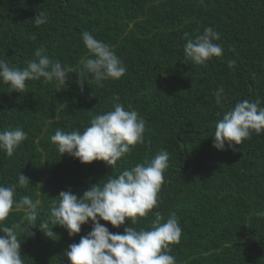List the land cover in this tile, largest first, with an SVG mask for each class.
<instances>
[{
	"label": "trees",
	"instance_id": "16d2710c",
	"mask_svg": "<svg viewBox=\"0 0 264 264\" xmlns=\"http://www.w3.org/2000/svg\"><path fill=\"white\" fill-rule=\"evenodd\" d=\"M40 11L47 22L37 27ZM205 27L221 34L223 54L196 65L184 55V33L195 37ZM84 31L124 62L123 77L97 85L89 75L81 89L80 61L89 55ZM36 48L71 73L66 85L41 78L26 81L22 92L0 82V130L27 134L12 156L0 150V185L16 184L17 200L42 201L34 224L15 210L2 222L20 225L24 264H69L64 251L92 230L89 222L70 237L56 227L55 240L39 230L61 191L82 198L92 185L162 150L169 167L157 206L136 225L105 224L109 231L150 229L156 212L165 218L174 212L182 229L170 246L176 264H264V132L224 151L213 147L216 123L237 102L259 100L264 107V0H0V59L24 68ZM113 97L145 121L143 143L112 167L62 156L51 141L56 130L83 132L94 116L112 110ZM19 174L28 186H18Z\"/></svg>",
	"mask_w": 264,
	"mask_h": 264
},
{
	"label": "clouds",
	"instance_id": "9594fccd",
	"mask_svg": "<svg viewBox=\"0 0 264 264\" xmlns=\"http://www.w3.org/2000/svg\"><path fill=\"white\" fill-rule=\"evenodd\" d=\"M33 21L39 27L47 22V14L40 11ZM184 36V55L196 65H205L213 57L223 54V47L218 43L221 34L213 27H205L203 33L195 37L188 33ZM81 38L89 53L80 61L82 69L77 82L81 89L87 84L89 75L97 85H101L104 81L119 80L126 74V65L108 44L87 31L81 34ZM235 63L234 60L229 61V68H233ZM70 73L71 70L46 55L43 48L34 49V58L24 68L0 59V82L16 92L25 89L26 81L41 78L44 83L66 85ZM221 93L223 87L215 93L217 103ZM112 99V110L94 116L83 132L56 130L51 141L62 156L70 155L84 165L98 161L112 167L130 153L134 145L143 143L145 121L137 111L125 110L123 105L115 102L119 97ZM253 132H264V107L259 100L245 99L237 102L216 123L213 147L224 151L226 145H240ZM26 139L27 134L19 127L0 130V150L12 156ZM168 161L169 153L162 150L154 158L137 163L116 177L108 176L102 185H92L84 191L82 198L71 190L61 191L58 202H55L57 198L53 199L49 218L39 224V230L47 238L55 240L54 228L61 227L72 237L79 235L82 226L91 222L92 230L64 251L69 264H176L175 257L170 254V246L178 243L182 234L176 213L171 212L165 218L156 212L150 229L128 226L123 233H112L105 226L110 224L113 228H120L126 220L136 225L138 218L149 215L157 206ZM28 185L29 179L19 174L18 186ZM16 195V184L0 185V264H24L22 242L18 236L20 225L9 227L2 222L15 210L23 213L24 221L34 224L42 204L41 200L28 195L17 200Z\"/></svg>",
	"mask_w": 264,
	"mask_h": 264
}]
</instances>
